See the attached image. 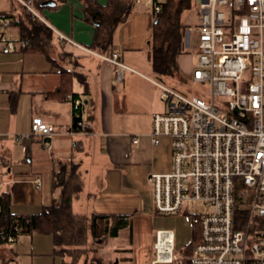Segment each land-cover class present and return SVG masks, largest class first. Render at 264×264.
<instances>
[{
    "label": "crops",
    "instance_id": "crops-1",
    "mask_svg": "<svg viewBox=\"0 0 264 264\" xmlns=\"http://www.w3.org/2000/svg\"><path fill=\"white\" fill-rule=\"evenodd\" d=\"M56 1L58 6L39 7L43 15H36L54 30L56 46L50 49V57L25 47L6 53L0 43V211L6 198L11 212L22 215L69 203L74 225L88 227L86 239L72 244L77 246L103 244L90 232L94 213L128 215L131 231L126 228L118 236L106 237L108 252L99 244L96 264L117 260L118 264H148L158 231L171 229L158 228L154 235L147 232L146 221L154 222L160 215L154 212L148 177L153 172L169 171L172 164L170 139L159 145L152 141L153 115L165 110L160 87L154 81L160 78L150 59L153 11L134 4L127 19L115 29L113 43L105 46L95 43L99 24L87 20V0ZM97 1L103 5L108 2ZM6 11H15L14 0H0V13ZM187 25L185 50L176 63L181 78L190 79L194 59L189 52L197 48L195 33L189 31L191 24ZM6 31L22 39L14 25ZM60 34L75 43L63 41ZM111 51L120 52L121 60L130 67L124 70L122 80L116 79L119 67L101 55ZM60 67L81 73L86 82L74 76L71 92L63 94ZM73 92L85 102L84 130L73 128L74 108L68 99ZM37 115L54 126L53 133L16 141L15 135L31 130ZM59 178L68 184L55 185ZM73 183H79L80 189L70 188ZM37 232L30 234L32 238ZM43 234L52 236L53 249L48 253L52 264H65L66 256L57 250L70 245H57L52 233ZM148 235L155 236L151 244L144 241ZM9 243L0 245H5L0 254L4 262L14 259L17 252L6 247Z\"/></svg>",
    "mask_w": 264,
    "mask_h": 264
},
{
    "label": "built area",
    "instance_id": "built-area-1",
    "mask_svg": "<svg viewBox=\"0 0 264 264\" xmlns=\"http://www.w3.org/2000/svg\"><path fill=\"white\" fill-rule=\"evenodd\" d=\"M20 1L38 15L34 0ZM133 1L161 10L158 0ZM197 5L200 20L189 30L195 33L198 60L190 81L203 89L193 94L154 80L165 110L153 115L152 141L159 145L170 139L172 164L169 171L151 173L148 181L154 212L189 215L199 239L181 257L173 230H159L148 264H264V0H197ZM9 25V19L0 18L6 53L27 44L7 33ZM101 55L119 67L116 79L122 80L130 67L120 52ZM68 99L84 130V100L73 94ZM53 131L37 115L31 130L15 140ZM18 236H10V243Z\"/></svg>",
    "mask_w": 264,
    "mask_h": 264
},
{
    "label": "trees",
    "instance_id": "trees-1",
    "mask_svg": "<svg viewBox=\"0 0 264 264\" xmlns=\"http://www.w3.org/2000/svg\"><path fill=\"white\" fill-rule=\"evenodd\" d=\"M43 1L34 0L35 7L45 6ZM158 1L161 3V10L159 12L153 11L155 22L150 46V59L157 77L164 80V78L172 77L177 73L180 74L176 59L185 50L184 37L188 27L182 21V15L185 11L197 7V1ZM14 4L15 11L0 13V18L9 19L10 24L19 29L22 39L27 43L26 50L42 51L50 57V49L56 46L54 30L34 15L20 0H14ZM133 7V0H108L105 5L100 4L97 0H87L85 6L87 20L99 22L96 27L95 43L110 46L113 43L115 29L127 19ZM61 43L59 40L58 44L62 45L63 43ZM58 71L62 74L60 88L63 94L71 92L74 76L80 78L82 82H86L84 76L77 71H72L66 67H60ZM73 95L76 98L79 97L78 93L73 92ZM73 128L75 130L80 129L77 126L76 117H74ZM59 182L60 184H68L67 181L59 178L55 185ZM70 188L79 190L80 184L73 183ZM9 204L8 198L3 199V207L0 211V245L9 243L10 236L32 234L34 231L52 233L57 245L78 244L86 239L88 227L83 223L74 225V215L70 210L69 203L63 206L55 204L46 206L41 212L29 215L12 213ZM89 227L93 237L97 241L103 242L108 236H118L123 229L128 228L131 231L132 218L122 214L94 213ZM198 232V227L193 225V235L185 246L186 252H190L198 241Z\"/></svg>",
    "mask_w": 264,
    "mask_h": 264
},
{
    "label": "rangeland",
    "instance_id": "rangeland-1",
    "mask_svg": "<svg viewBox=\"0 0 264 264\" xmlns=\"http://www.w3.org/2000/svg\"><path fill=\"white\" fill-rule=\"evenodd\" d=\"M35 6L34 8L37 10L39 15H41L42 13L38 11L40 10L39 7ZM195 7L183 13L182 21L185 24L195 25L199 22L200 11L198 5L196 8ZM191 32L193 33V31ZM15 35L18 36L19 34L15 32ZM189 54L193 56L194 63L192 69H194L198 60L197 50L191 51L189 52ZM164 81L168 84L182 89L183 91H187L193 94L200 95L201 90L203 89L201 84L191 82L189 78H181V75L179 73L172 77L164 78ZM156 217L157 219L154 222H150V220L148 219L146 220L148 222L147 232L150 231L152 234L155 235L156 230L158 228H171L176 235L177 250L182 257V254L184 253V248L193 235V223L191 217L187 214L156 215ZM152 238L153 237L151 235H148L144 239V241H147L149 244H151V240H155V236L153 239ZM99 244H97L96 242H89L85 245L80 246H62L60 248V252L66 256L65 264H96V261H99L96 258L98 252L97 248H99ZM101 245L103 250L105 252H108L107 247L109 246V243L106 244V242L104 243L103 241V244ZM6 247L12 252L17 251L15 253V258L4 262L1 259L2 257H0V264H52V258L50 255L48 256V253L53 249V240L51 235L48 236L43 233L37 232L34 233V236L32 238L30 234H22L18 236L17 241L7 244ZM102 248L100 250H102ZM4 249L5 245L0 247V254H2L1 252ZM109 253L112 254V250H110Z\"/></svg>",
    "mask_w": 264,
    "mask_h": 264
},
{
    "label": "water",
    "instance_id": "water-1",
    "mask_svg": "<svg viewBox=\"0 0 264 264\" xmlns=\"http://www.w3.org/2000/svg\"><path fill=\"white\" fill-rule=\"evenodd\" d=\"M43 4L44 5H49V6H54V5L57 4V1L56 0H44ZM96 24H99V22L97 21ZM113 264H118V260L115 261Z\"/></svg>",
    "mask_w": 264,
    "mask_h": 264
}]
</instances>
